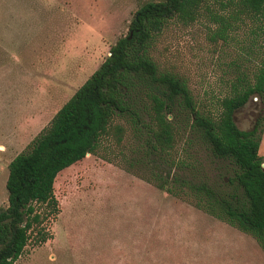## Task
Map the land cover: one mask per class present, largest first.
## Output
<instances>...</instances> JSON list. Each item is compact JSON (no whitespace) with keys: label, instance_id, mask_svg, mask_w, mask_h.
Segmentation results:
<instances>
[{"label":"rangeland","instance_id":"rangeland-1","mask_svg":"<svg viewBox=\"0 0 264 264\" xmlns=\"http://www.w3.org/2000/svg\"><path fill=\"white\" fill-rule=\"evenodd\" d=\"M149 1L159 0H0V207L8 204L11 160L99 68ZM227 1L208 0L190 23L170 20L151 47L162 69L187 80L202 113L217 112L237 75L260 63L251 23L238 22L226 42L213 38L218 24L209 9L221 11ZM256 99L235 115L242 130L253 127L262 107ZM259 133L264 155V121ZM131 141L130 129L121 146L105 137L98 154L58 174L60 210L45 223L48 238L33 237L15 264H264L251 234L118 163ZM200 158L209 163L206 153ZM231 173L224 165L216 174L227 180Z\"/></svg>","mask_w":264,"mask_h":264},{"label":"trees","instance_id":"trees-1","mask_svg":"<svg viewBox=\"0 0 264 264\" xmlns=\"http://www.w3.org/2000/svg\"><path fill=\"white\" fill-rule=\"evenodd\" d=\"M207 3L159 0L141 6L129 32L111 46L99 68L11 160L8 204L0 207V264H15L33 237L47 240L45 223L60 210L55 195L58 174L88 153L98 154L105 137H114L121 146L128 129L132 141L127 153L119 150L118 163L251 234L264 251V155L259 133L264 121V0H228L221 11L209 9L218 24L214 39L233 38L238 22L254 25L260 60L254 71L237 75L217 112L198 110L187 80L162 69L151 54L170 20L193 22ZM254 95L262 107L253 127L242 130L235 115ZM202 153L209 163L202 162ZM220 164L231 166L227 180L217 177Z\"/></svg>","mask_w":264,"mask_h":264},{"label":"flooded vegetation","instance_id":"flooded-vegetation-1","mask_svg":"<svg viewBox=\"0 0 264 264\" xmlns=\"http://www.w3.org/2000/svg\"><path fill=\"white\" fill-rule=\"evenodd\" d=\"M258 110H260V108ZM257 115H258V111H256V115H255L254 121H255Z\"/></svg>","mask_w":264,"mask_h":264},{"label":"water","instance_id":"water-1","mask_svg":"<svg viewBox=\"0 0 264 264\" xmlns=\"http://www.w3.org/2000/svg\"><path fill=\"white\" fill-rule=\"evenodd\" d=\"M89 154V153H88Z\"/></svg>","mask_w":264,"mask_h":264}]
</instances>
